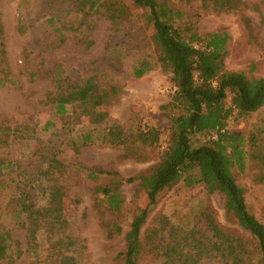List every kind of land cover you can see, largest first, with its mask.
<instances>
[{"label": "rangeland", "instance_id": "obj_1", "mask_svg": "<svg viewBox=\"0 0 264 264\" xmlns=\"http://www.w3.org/2000/svg\"><path fill=\"white\" fill-rule=\"evenodd\" d=\"M100 12L81 21L76 0H0V76L7 83L0 87V168L10 166L0 175V229L8 230L20 243L23 254L15 258L8 251L0 264H43L26 252L25 219L17 214L21 194L29 195L37 207L47 203L49 188L62 186L74 201L72 217L65 233L72 237L71 252L77 264H118L117 255L124 251V235L128 231L135 208L142 203L136 196V183L124 184L120 192L124 198L121 216H113L96 205L94 186L105 185L112 178L137 177L155 164L167 144V128L171 113L166 110L173 88L169 74L154 69L141 77H130V68L144 55L153 54L149 43L146 14L139 13L126 0H103ZM245 7L241 17L228 13H214L197 4L184 5L175 0L174 6L187 16L199 15V33L226 30L230 36L225 69L244 72L255 78L264 77V6L259 0H242ZM123 2L127 6L120 21L109 19L107 7ZM62 36V42L60 37ZM112 60H107L111 58ZM120 59V60H119ZM121 61L123 71L114 73L106 68L109 61ZM99 77L103 86L114 84L122 93L108 109V118L98 127L84 122H72L73 115L59 118L46 98L54 90L57 77L70 84H83L91 76ZM231 107V96L225 101ZM46 124H50L44 129ZM116 124L131 131L150 129L160 133L157 142L142 148L148 162L124 157L119 148L100 146L103 128ZM84 126V127H83ZM227 130L241 133L246 140L261 132L258 147L250 150L244 173L234 171L240 184L248 211L264 226V107L244 118L233 114ZM91 131L95 144L85 146L78 135ZM207 135L191 137L194 147L205 144ZM54 159L59 165L48 172ZM101 170L114 174L90 179L89 174ZM197 180V170L188 174ZM113 221L122 233L109 237L107 227ZM223 234L241 241L248 264H256L258 250L249 232L242 229L228 214L218 193L209 194L203 183L188 184L184 178L164 191L142 227V238L154 237L162 230V240L171 228L180 232H194L213 241L210 225ZM160 231L155 236L159 240ZM173 241V240H172ZM38 242L48 246L45 234ZM167 247L163 256L147 253L139 264H165L175 254ZM197 264H226L212 251Z\"/></svg>", "mask_w": 264, "mask_h": 264}, {"label": "trees", "instance_id": "obj_2", "mask_svg": "<svg viewBox=\"0 0 264 264\" xmlns=\"http://www.w3.org/2000/svg\"><path fill=\"white\" fill-rule=\"evenodd\" d=\"M139 13L146 14L149 27L148 40L153 54L140 57L130 68V77L140 79L154 69L169 74L173 93L166 110L171 113L167 128V144L155 164L137 177L112 178L105 185L94 186L96 205L113 216H121L124 198L120 192L124 184L136 183V196L142 200L133 213L128 231L124 235V251L117 255L118 264H139L141 258L150 253L163 256L167 247L174 248L175 254L166 259L165 264H197L201 257L214 251L226 264H248L246 252L241 241L210 225L213 241L196 236L194 232H180L171 228L168 237L162 240V230L154 232V237L143 239L142 227L156 206L164 191L169 190L181 179L188 184L201 182L209 194L218 193L223 199L226 212L232 215L239 226L249 232L256 242L258 258L256 264H264V226L249 213L240 184L234 171L244 173L248 152L258 147L261 132L253 133L248 140L239 132L227 130V121L236 114L238 118L247 117L264 107V77L255 78L244 72H231L225 69L224 60L228 56L227 46L230 36L226 30L201 34L197 24L199 15L187 16L184 10L175 7V0H126ZM264 6V0H259ZM197 4L199 8L214 13H228L241 17L245 2L242 0H185L184 5ZM105 6L103 0H76L80 20L87 21ZM123 3L107 7L109 19L120 21L127 12ZM62 36L60 42H62ZM1 53L4 54L3 45ZM107 60H112L108 58ZM120 60V59H119ZM109 61L108 71H123L121 61ZM0 76V87L9 80ZM96 75L86 79L83 84H70L67 79H54V90L49 93L46 103L54 109L55 115L65 118L73 115L72 122H84L87 127H98L108 118L112 99L122 90L109 84L103 86ZM231 96V107L225 101ZM50 124H46L47 129ZM84 127V126H83ZM3 128H0V131ZM91 131L78 135V142L85 146L95 144ZM207 135L205 144L194 147L191 137ZM160 133L131 131L119 125H109L101 131L100 146L119 148L124 157L148 162L150 158L142 149L150 139L157 142ZM264 164V155H260ZM59 163L54 159L48 165V172ZM10 166L0 168L3 170ZM197 170L198 179L188 176ZM89 174L90 179L101 175L113 176L101 170ZM72 201L62 186L54 184L49 188L47 203L37 207L29 195L21 194L18 199L17 214L25 219L26 252L36 262L43 264H77L72 255V237L65 233L72 217ZM160 231L159 240L155 236ZM44 233L48 246L38 242ZM122 233V227L113 221L107 227L109 237ZM13 257L23 254L20 243L12 238L8 230L0 229V262L6 253L13 251Z\"/></svg>", "mask_w": 264, "mask_h": 264}]
</instances>
